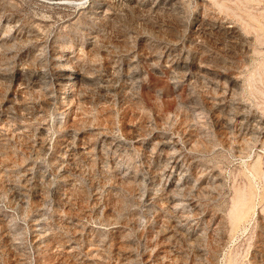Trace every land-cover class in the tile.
Masks as SVG:
<instances>
[{
	"label": "rangeland",
	"instance_id": "374dc122",
	"mask_svg": "<svg viewBox=\"0 0 264 264\" xmlns=\"http://www.w3.org/2000/svg\"><path fill=\"white\" fill-rule=\"evenodd\" d=\"M0 264H264V0H0Z\"/></svg>",
	"mask_w": 264,
	"mask_h": 264
},
{
	"label": "bare ground",
	"instance_id": "6f19581e",
	"mask_svg": "<svg viewBox=\"0 0 264 264\" xmlns=\"http://www.w3.org/2000/svg\"><path fill=\"white\" fill-rule=\"evenodd\" d=\"M75 78L72 77V75H69L67 76V78H65V80L63 81V87H66L68 86L66 89H64L62 92H61V97L64 99L66 97H71L72 96V93H73V81H74ZM61 86V87H62ZM67 90V91H66ZM71 99V98H70ZM135 140V139H134Z\"/></svg>",
	"mask_w": 264,
	"mask_h": 264
}]
</instances>
